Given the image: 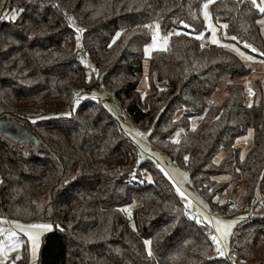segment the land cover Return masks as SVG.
<instances>
[{
	"label": "trees",
	"instance_id": "16d2710c",
	"mask_svg": "<svg viewBox=\"0 0 264 264\" xmlns=\"http://www.w3.org/2000/svg\"><path fill=\"white\" fill-rule=\"evenodd\" d=\"M200 3H3L0 121L16 122L36 142L0 134V220L53 224L42 237L38 264H264V201L233 230L230 254L219 257L210 239L213 228L191 214L155 161L138 160V145L100 100H81L69 116L28 117L72 107L77 88L101 78L129 120L188 172L204 198L213 201L225 193L228 184L217 176L228 174L237 180L235 191L245 190L242 204H259L264 197V79L255 80L251 103L244 80L252 71L246 57L264 62L258 22L263 14L250 0H214L212 19L227 25V38L213 44ZM10 9L21 10L15 20ZM156 22L164 33L179 34L149 58L150 91L144 95L139 90L144 48ZM87 61L97 75L86 69ZM221 86L226 96L214 102ZM249 129L253 143L242 158L235 140ZM220 152L224 157L216 163ZM145 240L151 241V256Z\"/></svg>",
	"mask_w": 264,
	"mask_h": 264
},
{
	"label": "rangeland",
	"instance_id": "374dc122",
	"mask_svg": "<svg viewBox=\"0 0 264 264\" xmlns=\"http://www.w3.org/2000/svg\"><path fill=\"white\" fill-rule=\"evenodd\" d=\"M4 2L5 0H0V10ZM205 3H207V0H201L200 5H201L202 17H203V11H204L203 5ZM212 3L208 4V11L211 15V24L216 28V36L220 41L219 44H223L224 39L227 38V34L225 31V27H223L224 24H221V25L217 24L212 19V9H211ZM257 3L259 4V0H257ZM262 14L263 16L261 18V21H264V13ZM74 24L76 23L74 22ZM156 25H159V23L156 22L153 24L151 28V34L155 30ZM260 26H261L262 34L264 37V23H260ZM207 31H209V39L211 41L212 32L208 28H207ZM176 32L177 31L173 29L167 33H164L161 30V27L159 25V33L161 36L168 37V44L170 41V37ZM150 44H151V41L148 45ZM168 44L166 46V49L168 48ZM158 50H163V49H160V48L153 49L150 51L148 56H145L146 59L144 60V72H143V76L139 84V90L144 95L148 94L150 91L149 82H148L149 58L152 56L153 52L158 51ZM246 64L252 69L250 75L244 80V84L250 96V103H251L253 100L254 92H255L254 90L255 80L258 78L264 79V62L261 60H253L250 58V59H246ZM89 75H91V72H89ZM249 89H251V94L249 93ZM225 96H226V89L224 86H221L218 89L217 93L215 94L213 101L220 102L221 100H223ZM85 98H94V99L100 100L102 104L107 108V110L120 120L127 134L134 140V142L139 147L138 160L142 161L145 159H150V160L155 161L156 164L165 173V175L169 179H171V181L174 183L176 190H177V187H179L181 191L184 193L183 197L180 194L179 195L182 197V199L187 204L188 209L191 212V214L195 216L197 219L208 223L213 228L214 235H218L214 227L217 220H220L222 222L232 223V228L230 230V233L221 241V247L225 251L229 252L231 250L230 240H231V235L233 233V230L246 217V214L241 212L239 209H235L234 211H222L221 207H223L225 203L228 204L229 202L231 206L233 203V198L236 196H237V202H240L242 199V196L245 193L244 188H240L235 191L234 182H237V180L234 181L231 175L223 174V175L217 176V179L223 183L228 184V187L225 193H222L214 197L213 201H209L208 199L204 198L195 189L188 172L184 168L179 166L177 163L172 161L159 146H156L155 144H153V142L149 139V135L145 131L140 129L138 126L134 125L129 120V118L126 116L125 112L123 111V108L120 106L119 102L117 101L116 97L102 83L101 78L96 79L94 84L83 85V86L78 87L75 92V99H74V104L72 107H65V108L57 109V110L52 109V110L31 112L28 116L29 120L37 121L41 119L56 117L58 115L69 116L72 114L73 111H75L79 102L81 100H84ZM137 133H142L144 135L141 137L140 135H137ZM253 138H254V132L252 129H249L246 134L238 137L235 140V146L241 149L242 158H244L247 155L249 149L251 148V145L253 143ZM223 157H224V153L220 152L215 157V162L220 163ZM137 204H139V202H136V205ZM4 221L6 222L3 223L1 227L11 230V231H15L17 234L15 239H19L22 241L20 248L18 250L9 251L7 253L6 258L4 259V264H31L32 257L30 254L29 242L27 241V237L24 236V234L18 228H13L12 226L13 222L18 223V224H23V225H27L31 223H48L53 226V224L50 221H42V220L22 221V220H17V219H5ZM42 237H41V243H42ZM2 238L3 237H0V239ZM24 243L27 246V252H28L27 262H24L22 260V256L24 252V246H23ZM216 248H217V245H216ZM39 253H40V250L37 253L36 264H38ZM17 256H19L20 258L17 259L16 258Z\"/></svg>",
	"mask_w": 264,
	"mask_h": 264
},
{
	"label": "snow or ice",
	"instance_id": "6c2138e0",
	"mask_svg": "<svg viewBox=\"0 0 264 264\" xmlns=\"http://www.w3.org/2000/svg\"><path fill=\"white\" fill-rule=\"evenodd\" d=\"M212 2L213 0H207V3L203 5V9H204L203 17H204L206 27L212 32L211 43L219 44L220 41L216 36V28L211 24V15L208 11V4ZM250 3L254 7L258 8V11L260 13H264V0H259V4L257 3V0H250ZM9 11L13 13L10 19L15 20L16 12L21 11V10L10 9ZM258 22L264 23V21H258ZM144 27L149 28L150 26L144 25ZM185 27H189V25H185ZM223 27L226 28L227 25H223ZM176 34L178 35L179 33H176ZM117 36H119V33H117ZM200 38L202 37L197 36V39H200ZM232 39H235V37H232ZM167 44H168V37L161 36L159 33V25H156V28L153 31L152 36H151V44L145 46L144 48L145 56H148L150 51L153 49L160 48V49L166 50ZM252 50L256 51V49H252ZM239 54L243 56L242 53H239ZM246 59H250V58L246 57ZM249 93L251 94V89H249ZM249 107H251V104H249ZM137 135H140L142 137L144 134L137 133ZM177 192L182 197L184 196V193L181 191L179 187H177ZM5 222L6 221L0 220V224H3ZM197 222L199 223V221ZM12 226L13 228H18L24 234V236L27 237V241L29 242V250H30L31 257H32L31 264H36L37 253L39 252L40 247H41V237L43 236L44 233L51 231L53 226L48 223H31V224L23 225V224H18L15 222H13ZM214 227L218 235H213L210 237V239L217 245L216 251L218 252V254L220 256H224L226 255V251L221 247V241L230 233V230L232 228V223L222 222L220 220H217ZM16 235L17 234L15 231H11L3 227H0V237H3L2 239H0V264H4V259L6 258L7 253L9 251L18 250L20 248L22 241L19 239H15ZM150 243H151L150 240L144 241L146 249H148L149 256H151L152 254L150 248L148 247ZM16 258L19 259L20 257L17 256Z\"/></svg>",
	"mask_w": 264,
	"mask_h": 264
},
{
	"label": "water",
	"instance_id": "95a60500",
	"mask_svg": "<svg viewBox=\"0 0 264 264\" xmlns=\"http://www.w3.org/2000/svg\"><path fill=\"white\" fill-rule=\"evenodd\" d=\"M0 134L10 137L16 141H22L26 138H31L33 141L36 142L35 138H33L23 127L13 121L9 120H2L0 121ZM68 163H72L68 160ZM236 198L234 197L233 200Z\"/></svg>",
	"mask_w": 264,
	"mask_h": 264
},
{
	"label": "built area",
	"instance_id": "2783aa9c",
	"mask_svg": "<svg viewBox=\"0 0 264 264\" xmlns=\"http://www.w3.org/2000/svg\"><path fill=\"white\" fill-rule=\"evenodd\" d=\"M86 69H88L89 71H92L94 74H98V71L97 70H94V68H93V65H92V62L91 61H87V63H86ZM264 201V197H262L261 199H260V203L259 204H257V205H255L254 207H252L251 205H248V204H246V205H244V204H242L241 202H237V201H235L229 208H228V210L227 211H234L235 209H239L241 212H243V213H245V214H249V215H252V214H254L257 210H259L261 207H262V202ZM230 254V252H227L226 251V255H224V256H220L219 254H218V252H217V255L219 256V257H226L227 255H229ZM233 257L235 256L234 254L232 255Z\"/></svg>",
	"mask_w": 264,
	"mask_h": 264
}]
</instances>
